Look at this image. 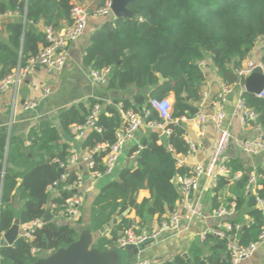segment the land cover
Wrapping results in <instances>:
<instances>
[{
    "label": "trees",
    "instance_id": "trees-1",
    "mask_svg": "<svg viewBox=\"0 0 264 264\" xmlns=\"http://www.w3.org/2000/svg\"><path fill=\"white\" fill-rule=\"evenodd\" d=\"M3 1L0 0V14L17 11L33 25L41 22L43 26L58 29L62 20L70 22L72 4L82 0ZM103 2L101 0L100 4ZM127 7L133 16L108 19L92 34L82 64L93 69L111 66L112 73L107 81L110 87L116 85L124 89L132 84L137 88L151 87L148 98L136 94L131 99L115 100V104H121L123 112L146 111L145 123L162 122L149 100H160L170 94L173 95L172 118H192L205 80L199 63L210 57L217 75L231 84L236 80L235 70L241 66L254 43L264 37V0H135ZM6 33V41H0V78L9 74L18 63L23 64L29 54L46 45L43 30H29L21 21L8 22ZM214 50L216 53L211 57ZM261 59L264 62V46ZM158 74L165 78L161 83ZM241 97L246 106L257 113L251 124L264 127V98H257L247 91H243ZM95 102L91 101L90 105ZM88 112V106L78 104L60 113L64 132L69 133L74 124H82ZM96 123L101 132H88L81 139L82 149L113 143L115 131L123 125L120 113L113 105L102 108ZM167 128L170 129L168 146L158 143L160 129H150L147 136L130 150V154L139 151L134 156L138 173L130 167L122 168L116 178L101 188L90 207L87 227L91 232L99 231L113 215L125 211L134 194L141 189L147 188L150 197L135 202L130 209L139 223L145 224L146 216L154 214L161 219L178 208L180 194L172 180L177 174L187 173L189 168L177 167L174 154H185L188 145L183 138L185 127L182 121L168 124ZM30 134L33 136L31 154L39 157L37 161L25 154L13 153V137L9 138L6 153L8 139L5 133H0V235L11 227L15 218L20 224L44 218L48 201L55 203L54 207L48 208L50 213L61 218L59 213L65 200L72 195L69 191H61L60 197L51 198L47 190L53 181L60 179L59 163L66 162L70 154L67 144H58L60 136L57 129L44 121L37 129L32 128ZM104 154L102 151L93 156L99 170H103L101 160ZM18 157L26 163L22 171L13 169L20 165ZM224 164L232 172L241 171V175L231 184L225 176L218 177L217 184L213 186L212 207L228 205L234 200L238 214L242 210L247 211L251 222L244 223L238 230L239 243L247 245L257 239L264 215L257 208L255 195H245L244 187L250 173L255 171L258 177L256 194L264 201V165L246 167L238 159H230ZM18 179L21 180L19 185ZM76 179L74 170L68 169L66 179L60 181V185L73 183ZM17 190L22 200L18 210L14 208ZM224 190L232 193L225 203L219 198ZM237 213L233 222H238ZM128 215L106 230L91 247L102 251L116 247V240L124 228L134 223ZM82 223V214L74 222L60 223L52 219L43 223L35 229L32 240L18 237L13 245L0 246V264L33 263L36 260V256L31 254L33 247L43 249L45 245L44 252L47 253L66 247L78 238L84 227H80ZM201 245L209 246L208 255H202ZM225 245L223 239L208 234L201 244L190 246L188 258L177 256L163 264H231Z\"/></svg>",
    "mask_w": 264,
    "mask_h": 264
},
{
    "label": "built area",
    "instance_id": "built-area-1",
    "mask_svg": "<svg viewBox=\"0 0 264 264\" xmlns=\"http://www.w3.org/2000/svg\"><path fill=\"white\" fill-rule=\"evenodd\" d=\"M112 0H104L102 4L96 6L92 11H89L81 2H74L70 10V22L63 29H55L51 26H43L46 45L41 47L38 52L29 54L23 64L18 65L12 71L0 78V93L10 86H17L23 81L30 72L39 66H43L49 71L59 72L63 69L68 58V46L71 42L79 39L85 31L86 22L90 15L98 17L113 16L111 9ZM17 11H6L0 14V28L2 25V17H12L16 15ZM114 17V16H113ZM112 17V18H113ZM264 46V45H263ZM260 68L264 73V62L254 61L245 58L241 66L235 70L236 80L228 84L221 81L220 89L215 93L210 101L211 111H206L205 105L208 97L207 92L203 91L200 101L197 104V111L194 118L198 132L201 134L205 129L208 119H211L214 128L217 132V137L213 145V149L209 161L205 165L194 164L192 167L186 165V158L194 155L196 152V144L187 139L184 135L183 138L188 145L185 154H174L175 163L177 167H188L189 171L184 174H177L175 183L178 187L180 194L179 208L173 212L161 217L154 227H140L136 223H132L124 228L121 235L116 240V247L125 248L132 246L135 248L141 247L148 242H159L166 238V235L176 236L183 231L187 230L189 223L194 218L206 217L203 212L202 203L199 197L195 194L199 189V180L201 177H207L211 186H215L219 176H225L228 181H232L240 177L241 171L232 172V169L225 166L223 158L230 142L233 140V135L225 125L226 112L224 109L225 101L234 88L238 87L240 90V97L238 98L234 107L233 113L241 120L242 125L246 126L254 122L257 118V113L248 108L241 97L244 88V80L256 69ZM88 75L92 82L96 84H106L111 73L112 67L105 66L100 69L88 68ZM50 92L49 88L43 89V95ZM257 98H264V88L259 93H254ZM151 107L158 113L162 122L155 121L144 122L143 118L147 115L144 112V117L140 113L132 110L124 112V121L122 127L115 131V141L111 144L101 143L95 147L88 149L84 148L79 152L73 151L67 157L66 162H60L59 168L65 172L61 173L60 179L53 181L47 188L51 198L61 196V191L71 192V196L65 200V205L59 216L66 222L77 221L81 215L82 197L80 195V188L83 181L82 167L85 168L87 174L92 178H101L109 176L113 173L118 158L124 149L126 143L132 138L134 132L141 126L145 125L150 129L164 130L167 135L170 129L167 128L168 124H177L179 121H184L185 118L173 119L172 102L167 98L149 100ZM37 105L35 100H30L24 105L25 110L33 109ZM102 110L99 102L90 105L89 112L82 124H74L70 130L75 139L81 140L88 132L95 131L101 132V127L96 123L98 114ZM257 130V135L250 139H235L237 147L247 154L248 156H258L264 154V127L261 125H252ZM104 151L101 164L103 170L96 168V162L93 159L95 154ZM139 151H135V156ZM74 170L77 179L70 184L60 185V181L66 179L67 170ZM257 175L255 171L250 173L248 181L244 187V194H254L257 208L264 215V201L256 194ZM1 197V191H0ZM55 203L50 201V207H54ZM236 203L230 202L228 205L223 204L211 211L210 216L217 219L218 223L215 226L206 227L199 235L200 242H203L208 234L223 239L225 241L226 251L231 256V264H237L240 260L248 258L254 254L259 244L264 241V218L263 225L257 235V239L242 245L239 243L238 230L241 224L233 222L236 216ZM59 218V217H57ZM43 218L35 219L29 223L20 224V234L26 240H32L36 228L41 227ZM186 224V225H185ZM2 235H0L1 238ZM44 252V249L33 247L31 254ZM132 264H153L149 258L136 257Z\"/></svg>",
    "mask_w": 264,
    "mask_h": 264
},
{
    "label": "crops",
    "instance_id": "crops-1",
    "mask_svg": "<svg viewBox=\"0 0 264 264\" xmlns=\"http://www.w3.org/2000/svg\"><path fill=\"white\" fill-rule=\"evenodd\" d=\"M7 1L8 0H4L3 2ZM100 2L101 0H82L83 5H85L89 11H92L100 4ZM24 16L25 15L21 16L17 13L12 17H2L0 41H6L7 39V23L15 21V18H18L22 22ZM112 17L113 16L98 17L93 15L88 17L84 34L79 39L69 44L68 58L61 71L52 72L43 66L36 67L16 87L10 86L0 93V133H5L8 139L6 144V153L9 148V138L13 137L15 139V142L12 145L13 153H22L35 161L39 160V157H34L31 154V142L33 136L30 134V130L32 128L37 129L39 124L44 121L49 122L59 132L60 139L58 140V144H67L70 153L73 151L79 152L82 150L80 144L81 140L75 139L71 131H69V133L64 132L60 125V113L68 109L70 106L78 104H84V106H88L89 108L91 101H97L101 104L102 108L106 105L115 106L120 113L122 121H124V112L121 109V104H115V100L126 98L131 99L136 94H143L146 98H148L149 93L152 90L151 87L137 88L132 84L128 85L124 89H121L116 85L110 87L108 83L96 84L92 82L88 75V67H85L82 64V59L86 48L90 43L92 34L100 26H102L105 21L112 19ZM27 23L29 22L26 21V24ZM67 25L68 22L66 20H62L61 26L58 29H63ZM34 27L36 28L35 31L43 30V24L41 22L38 25H34ZM263 45L264 37H261L254 43L246 58L254 61L262 60L261 54ZM199 65L205 76L202 90L208 94L205 109L209 112L212 109L210 101L215 93L219 91L222 80L217 75L215 68L212 66L210 57L204 59L199 63ZM46 87L50 89V92L47 95H43V89ZM239 97L240 90L236 87L233 92L228 95L224 104L226 112L225 125L232 133L233 140L230 142L228 149L225 152L223 163L230 159H238L244 166H251L255 168L258 165H264V154H260L255 157L248 156L237 147L235 141V139H250L257 135V130L252 126V124H248L246 126L242 125L240 118L233 113ZM167 98L173 102L172 94L167 96ZM30 100H35L37 105L33 109L25 110L24 105ZM139 113L141 114V110H139ZM183 124L185 127L184 136L193 141L197 146L194 155L186 158V165L188 167H192L194 164H207L217 137L213 121L211 119L207 120L205 129L201 134L198 132L196 120L194 118L185 119ZM149 130L150 128L147 126L141 125L134 132L132 138L126 143L124 149L122 150L113 173L109 176H104L108 177V179L104 181V184L99 185V182L101 180L103 181V177L92 179L87 174L85 168L82 167L83 181L79 192L83 201L81 212L83 216V223L80 226H84L82 229H89L87 226L90 222V207L101 188L108 181L116 178L122 168L130 167L133 170L136 169L134 165V156L133 153L130 154V150L133 146L138 144L143 137L147 136ZM163 132H165L163 129L160 130V134ZM158 143H160V139ZM26 149L28 150L27 152L25 151ZM40 152L45 155V152ZM17 162L20 163V165H18L19 167H13V169L16 171H22L25 168L26 163L22 162V159L19 157ZM6 165L5 156L4 167H6ZM232 181H229V184H231ZM20 182L21 180L18 179L17 184L19 185ZM137 193L138 197L136 202H140L144 198L150 197V193L147 188L141 189ZM230 195H232V193L229 190H224V192L219 195V198L225 203L226 199L230 197ZM195 196L199 197L206 217L194 218L189 223L187 230L176 236L166 235V238L159 242H148L143 244L138 248L137 254H128V252L126 254V252H123L125 253L126 261L121 263L132 264L136 257L149 258L152 260L153 264H163L167 261H173L177 256L188 258V250L190 246L194 243H202L199 240L200 233L206 227L215 226L218 223L217 219L210 216L211 211L215 208L212 207L213 187L207 177L200 178L199 189L197 190ZM21 203L22 200L19 198V191L17 190L14 208L18 210ZM48 208H50L49 201L46 204V209L49 210ZM128 216L140 227H154L159 220L158 215L154 214L152 216H146L145 224H141L138 222V218L135 216L134 211H130ZM237 216L238 223H240L241 226L244 223L251 222L246 210H242L239 214L237 213ZM53 219L59 220V218L54 215ZM91 233L94 237V241L102 235L99 231ZM105 235L108 236L107 234ZM201 252L203 256L208 255L210 253L209 246L201 245ZM43 253L44 252L37 254L36 257ZM237 264H264V241L259 244L257 250L252 256L240 260Z\"/></svg>",
    "mask_w": 264,
    "mask_h": 264
},
{
    "label": "water",
    "instance_id": "water-1",
    "mask_svg": "<svg viewBox=\"0 0 264 264\" xmlns=\"http://www.w3.org/2000/svg\"><path fill=\"white\" fill-rule=\"evenodd\" d=\"M135 0H112L111 9L114 18L117 17H131L133 13L128 9L127 5ZM16 22L20 20L15 18ZM22 23L24 27L29 30H36L34 25L29 22L26 24V18L24 16ZM248 52V49H246ZM216 53V50L212 52L211 57ZM160 82H163L165 78L158 74ZM245 91L250 93H259L264 88V73L260 68H256L245 80H244ZM141 116L144 117V112L141 110ZM160 143L164 146H168V135L163 132L159 136ZM28 151L27 149L25 150ZM60 173L65 172L63 169L59 168ZM138 173V169L133 170ZM175 183V178L172 180ZM138 193H135L132 200L129 203L128 208L118 215H113L112 218L106 222L100 229L99 232L103 234L106 230L114 226L116 223L121 221L130 211L136 199ZM153 203V200L150 201ZM53 219V215L49 210L46 211L45 217L42 219L43 223H48ZM20 234V221L15 218L11 227L2 234L0 238V246L7 245L11 246L18 239ZM94 242V237L89 229H82L79 233L78 238L67 245L57 249L52 253L44 252L43 254L36 257V260L31 264H120L121 252H128V254H137L138 249L132 246H127L125 248L113 247L108 250H99L97 248H92L91 245ZM45 250V245L43 246ZM122 264V263H121Z\"/></svg>",
    "mask_w": 264,
    "mask_h": 264
},
{
    "label": "rangeland",
    "instance_id": "rangeland-1",
    "mask_svg": "<svg viewBox=\"0 0 264 264\" xmlns=\"http://www.w3.org/2000/svg\"><path fill=\"white\" fill-rule=\"evenodd\" d=\"M107 179H108V177H103V181L101 180V181L99 182V185L104 184V183H105L104 181L107 180ZM81 212H82V208H81ZM57 221L60 222V223H63V222H64V219H63V218H59V220H57ZM120 259H121L120 264H121V262L123 263V262L126 261L125 253L121 252Z\"/></svg>",
    "mask_w": 264,
    "mask_h": 264
}]
</instances>
